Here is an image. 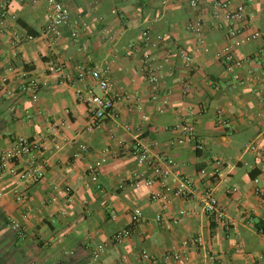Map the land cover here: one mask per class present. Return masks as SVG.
Here are the masks:
<instances>
[{
	"label": "crops",
	"instance_id": "obj_1",
	"mask_svg": "<svg viewBox=\"0 0 264 264\" xmlns=\"http://www.w3.org/2000/svg\"><path fill=\"white\" fill-rule=\"evenodd\" d=\"M63 1L71 25L53 48L44 33V0H0L9 12L0 31V159L29 138L35 146L24 158L45 176L23 180L0 165V264H149L144 252L165 264L174 251L183 253V264H264V105L257 96L264 88V0H228L245 4L247 33H261L234 47L230 59L216 55L232 41L220 25L226 8L212 2L197 10L189 0ZM199 17L207 52L189 28ZM17 18L38 36L28 38ZM145 29L161 36L156 45L145 43ZM54 60L63 63L59 73L49 69ZM95 65L108 68L118 96L113 115L98 124L79 96L99 93L91 78L79 77ZM32 80L39 82L34 94ZM182 125L194 128L193 142L176 141ZM81 143L88 151L78 156ZM135 144L172 157L173 174L136 186ZM217 159L223 173L213 182L207 174ZM186 180L190 188L170 191L165 208L151 200L152 192ZM208 186L221 213L203 208ZM135 208L140 221L128 239L114 243ZM100 244L106 250L94 259Z\"/></svg>",
	"mask_w": 264,
	"mask_h": 264
},
{
	"label": "built area",
	"instance_id": "obj_2",
	"mask_svg": "<svg viewBox=\"0 0 264 264\" xmlns=\"http://www.w3.org/2000/svg\"><path fill=\"white\" fill-rule=\"evenodd\" d=\"M24 2L25 0H20ZM39 0H29L30 3H37ZM48 9V20L45 25L44 33L50 39V44L53 48L60 46V41L63 35V29L71 25L70 11L63 0H44ZM212 2L215 7L226 8V13L224 15V22H220L221 27H225L228 36L230 37L232 44L223 47L216 51V55L226 56L231 58L234 47L242 46L251 40H254L261 36L258 31L247 33L249 29L250 22L247 17L246 7L243 2L231 3L228 0H189V5L197 10L204 3ZM214 17L220 18L221 14L219 11L213 13ZM9 17V12L6 6L0 7V31H4L7 26V19ZM203 25L202 18L199 17L195 22L189 24V28L196 34L198 38V43L202 44L204 51H208L209 48L205 46L204 38L201 34V28ZM79 31L77 29L71 30V38L74 40L79 39ZM144 41L148 45H156L158 39L161 36H155L149 30L145 29L142 32ZM28 38L32 39L31 35H27ZM180 56L185 60L186 64H190L192 57L186 51H181ZM143 60L148 62L149 55L145 53ZM49 69L55 73H59L63 70V63L58 60H54L49 64ZM108 68H104L100 65H95L92 67L84 68L80 74V79L88 76L93 81L94 85L98 88L99 93L95 91H89L86 93L79 92V96L83 97L86 101L89 112L93 115L96 124L103 122L107 117L113 115V110L117 101V94L113 91V85L108 78ZM262 75L264 76V63L262 66ZM150 80L153 83L158 82V78L152 75ZM39 88V82L34 80L30 83V90L34 94ZM257 96L259 100L264 105V88L258 91ZM181 136L176 139L180 144L193 142L196 138V132L193 127L189 125H182L180 127ZM35 146V142L29 138L22 137L17 142V148L13 151L5 153L0 159V165L6 171L11 174L18 175L20 179L30 180L44 178L42 171L35 167L36 162L30 158H24L25 154H29L31 149ZM80 151L78 156H81L88 151V146L85 143L80 144ZM196 148H201L200 144L197 143ZM250 149L256 150L257 146L255 144L250 146ZM131 154L136 158L139 164V170L135 175V185L139 186L141 183L146 185H153L157 181L164 180L173 174V168L175 166L174 159L169 156H157L151 152L147 147L141 144H135L130 148ZM15 158H20V163L23 166H19L20 163L15 162ZM216 167L211 174L208 175V179L213 182H218L222 178V170L224 161L217 159L215 161ZM19 164V165H18ZM93 170V179L96 180V172ZM202 174H206V169L200 171ZM258 182V179H255ZM191 184L189 180L184 181L178 187L172 189L170 186H165L163 191H154L151 194V200L158 202L163 208L166 207L168 203V193L173 191L176 195H183L190 188ZM214 188L208 186L203 191V208L208 213H221V207L217 198L214 195ZM261 194L264 195V191L260 190ZM141 209L135 208L131 212V220L128 227L115 232L112 236V241L116 244L122 243L125 239H128L134 226L140 221ZM156 219L162 221L164 218L162 215H157ZM15 227L20 229L22 226L17 223ZM106 250L104 244L98 245L93 251V258L99 259ZM143 258L146 259L149 264H164L160 259L156 258L154 255L143 253ZM165 264H183L185 262V256L181 251H174L169 254L168 261Z\"/></svg>",
	"mask_w": 264,
	"mask_h": 264
},
{
	"label": "trees",
	"instance_id": "obj_3",
	"mask_svg": "<svg viewBox=\"0 0 264 264\" xmlns=\"http://www.w3.org/2000/svg\"><path fill=\"white\" fill-rule=\"evenodd\" d=\"M17 22H19L27 31L28 35H31L32 37L38 36V32L34 31L27 23L20 21V19L17 18ZM258 173L252 174V176H257Z\"/></svg>",
	"mask_w": 264,
	"mask_h": 264
}]
</instances>
